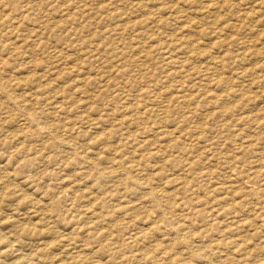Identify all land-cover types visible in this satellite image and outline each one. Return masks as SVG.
<instances>
[{"label":"rangeland","instance_id":"obj_1","mask_svg":"<svg viewBox=\"0 0 264 264\" xmlns=\"http://www.w3.org/2000/svg\"><path fill=\"white\" fill-rule=\"evenodd\" d=\"M0 264H264V0H0Z\"/></svg>","mask_w":264,"mask_h":264},{"label":"bare ground","instance_id":"obj_2","mask_svg":"<svg viewBox=\"0 0 264 264\" xmlns=\"http://www.w3.org/2000/svg\"><path fill=\"white\" fill-rule=\"evenodd\" d=\"M190 44V43H189ZM191 45V44H190ZM183 86V85H182Z\"/></svg>","mask_w":264,"mask_h":264}]
</instances>
